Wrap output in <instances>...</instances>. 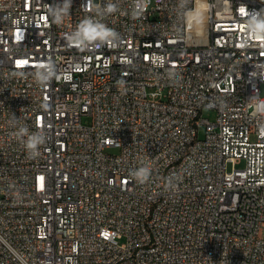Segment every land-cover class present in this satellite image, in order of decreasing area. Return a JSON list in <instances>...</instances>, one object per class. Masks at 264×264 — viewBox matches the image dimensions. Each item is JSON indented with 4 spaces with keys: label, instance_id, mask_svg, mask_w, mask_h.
<instances>
[{
    "label": "built area",
    "instance_id": "1",
    "mask_svg": "<svg viewBox=\"0 0 264 264\" xmlns=\"http://www.w3.org/2000/svg\"><path fill=\"white\" fill-rule=\"evenodd\" d=\"M261 11L0 0V264H264ZM85 19L117 35L70 43Z\"/></svg>",
    "mask_w": 264,
    "mask_h": 264
},
{
    "label": "clouds",
    "instance_id": "2",
    "mask_svg": "<svg viewBox=\"0 0 264 264\" xmlns=\"http://www.w3.org/2000/svg\"><path fill=\"white\" fill-rule=\"evenodd\" d=\"M70 6L69 4L65 5L64 11H67V8ZM50 8V12H51ZM116 10L115 5L109 4L107 6L106 11L111 13ZM52 14V12H51ZM249 15V20L247 23V27L249 29V32L251 35L256 37H264V11L261 12H254V13H246ZM53 15V14H52ZM55 21L59 23L62 20V16L55 15L54 16ZM117 33L105 27L102 24L99 23H93L91 19H85L81 25L79 26V31L75 38H70V43L76 44L77 46L80 45V43L83 40L92 41L97 38H100L102 40H107L108 37L116 36ZM51 64H41L39 65V68L44 69V71H38L36 73L37 82L38 83H45L51 79V77L55 74V72L52 70L53 66L50 67ZM257 112L264 111V103H260L256 105ZM18 138H23L27 136V140L24 142L25 148L30 152V154L37 155V148L40 144L44 143V136L39 133L29 134L28 129L26 127H20L19 131L16 133ZM150 169L148 167H140L139 169L135 170L132 175L134 178L140 182L144 183L148 180L150 176ZM172 180L173 178L170 177L168 179L169 186H172Z\"/></svg>",
    "mask_w": 264,
    "mask_h": 264
},
{
    "label": "rangeland",
    "instance_id": "3",
    "mask_svg": "<svg viewBox=\"0 0 264 264\" xmlns=\"http://www.w3.org/2000/svg\"><path fill=\"white\" fill-rule=\"evenodd\" d=\"M201 115H202L203 118H208L211 121H213L214 118H215V113L213 111H210V110H203ZM83 123L84 124H89L90 123V118L84 117L83 118ZM199 130H200V135L203 134V127L200 128Z\"/></svg>",
    "mask_w": 264,
    "mask_h": 264
}]
</instances>
